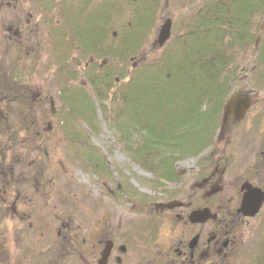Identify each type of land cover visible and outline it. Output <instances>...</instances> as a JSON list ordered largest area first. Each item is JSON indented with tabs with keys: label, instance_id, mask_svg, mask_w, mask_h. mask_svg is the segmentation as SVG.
<instances>
[{
	"label": "flooded vegetation",
	"instance_id": "obj_1",
	"mask_svg": "<svg viewBox=\"0 0 264 264\" xmlns=\"http://www.w3.org/2000/svg\"><path fill=\"white\" fill-rule=\"evenodd\" d=\"M86 19L92 21L89 27H84ZM50 21L56 43L63 47L62 42L71 36L75 69L103 71L106 67V57L97 62L94 55L106 54V0H0V49L4 52L0 67L6 64L0 74V128H7L12 136L14 128L1 124L8 119L5 116L16 112L26 115L31 110L39 115L45 109L42 92L22 88L27 86L26 77L12 74L26 59L39 57L37 54L46 50ZM248 48L256 50V55L247 72V65L241 67V73L246 74L237 82L242 86L230 95H236L239 102L248 100L249 106L238 117V106L232 103L213 145L195 157L193 164L186 163L171 177L156 178L157 187L147 188L152 196L124 183L107 189L106 212L101 219L98 214L84 218L76 213L70 221H61L55 237L42 245L24 238L27 245H22V250L15 248V252L14 244L7 246L3 236L10 251L1 254L0 264H252L254 257L260 262L261 254L246 253L245 248L264 202L254 217L244 216L240 208L251 190L264 194V38L258 37ZM37 126L33 129L38 135ZM18 127L33 135L29 125ZM25 142L17 141L16 147V142L8 140L7 160L0 155V217L10 209L11 225L34 216L33 209L40 206L35 201L41 202L43 195V189L36 188L33 197L23 195L21 199L20 191H13L18 175L14 153L19 154L17 163L24 161L23 154L33 155L35 163L41 159L44 141L39 140L38 146ZM36 149L39 153L34 155ZM13 193L12 203H5ZM194 213L199 214L198 222L191 220ZM26 225L28 232L30 221ZM18 233L11 243L20 240ZM39 234L42 240L44 233Z\"/></svg>",
	"mask_w": 264,
	"mask_h": 264
},
{
	"label": "rangeland",
	"instance_id": "obj_2",
	"mask_svg": "<svg viewBox=\"0 0 264 264\" xmlns=\"http://www.w3.org/2000/svg\"><path fill=\"white\" fill-rule=\"evenodd\" d=\"M120 1L124 8L121 21V26L124 27L132 12L141 8L144 1L149 3L150 0H140L137 3H132L131 0ZM209 1L159 0L158 4L162 6V9H158L153 14L151 28L147 29L141 39L142 45L128 61L118 58L108 59L103 53L94 54L97 62L106 57V67L104 66L103 71H97L96 68H89L87 72L75 69L71 61L73 57L71 36L66 39V42L62 39V47L60 43H56L51 28L53 27L52 22L47 24L46 33L49 41L46 43V50L37 54L39 57L26 59L25 63L20 64L21 66L16 69L17 76L26 77L28 80L27 86L22 88L30 92H42V97L46 102L45 109L39 115L37 110H31L29 114L25 113V120L21 118L19 112L5 116L8 118L9 125L17 130L22 129L18 127V123L27 124L26 119H28L27 125L32 129L31 134L33 135L20 131L19 140L26 141L25 143L31 146H38L39 140L44 141L40 150L41 164L39 162L33 164L31 160L34 156L26 154L24 161L21 160L15 166L18 175H15L13 191L17 192L16 189H20L21 199L23 195L33 197L36 188H42L43 192L40 194L43 195L40 196L41 202L35 201L40 205L33 209L35 215L28 221L24 220L25 223L13 222L11 225L8 221L10 209L7 215L0 217L7 227V246L14 244L15 252L22 250V245L24 247L27 245V240L24 238H29L32 243L39 242L42 245L55 237L56 229L59 228L61 221H70L76 213H80L84 218H93L98 214L101 219L102 212H106L107 189L114 190L122 183L138 192L143 190V193L152 196L151 190L157 187L154 185L155 179H162L161 172L166 167L165 160L169 153L164 154L165 158L156 154L157 159L149 160L151 157L146 154L147 151L143 150V156L141 155L142 149L139 145L142 141L139 134L134 132L135 125H130L128 132L119 131L117 125L119 124L120 127L123 125H120L123 118L116 121L115 114L120 113L119 116L121 113L125 114L121 107L120 94L126 81L135 78L144 66L147 68L152 66L164 53L173 51L176 37L186 31L184 26L188 27L192 22L194 18L192 15L202 7L204 9ZM53 14L49 17L52 18ZM238 16H241V19L247 17L244 12L242 14L240 12ZM166 18L172 21L171 40L161 50L152 49L151 43L157 29ZM192 24L193 22L190 28ZM251 28L258 37L264 38V15L256 18ZM111 34V31L106 34V49L119 45V35L112 37ZM255 55L256 50L250 51L249 48L235 52L232 66L235 71L237 70V74L231 84L230 93L242 86V82H237V78H243L246 73L242 74L240 69L243 65H247L245 71L247 72L249 63ZM3 56L4 52L0 49V57ZM4 66L0 67V74L4 72L6 68ZM90 76L92 79H89ZM63 90L67 93L62 92ZM77 91H82L87 97V102L89 106L91 105L90 109L86 108L88 104L78 100ZM69 93L70 97L65 96ZM50 102L53 104L52 107ZM11 106L14 107L12 102ZM35 125H38L39 136L33 129ZM36 150L38 152L34 155L39 153V149ZM200 154L201 152L196 156ZM196 156L172 158L174 172L185 168L186 163L193 164ZM15 161L17 162V158ZM37 166L39 171H37ZM155 170L156 174L153 173ZM12 199L13 195L8 196L5 203L11 204ZM257 220L251 232V240H248L249 244L245 248L246 253L259 251V248L260 251L262 250L264 210ZM29 221L31 229L26 232V223ZM18 230H20L19 233ZM39 231L44 233L42 240L38 239ZM17 233L21 236L20 240L16 241L17 244L11 243V239ZM9 251L10 249H7L6 252Z\"/></svg>",
	"mask_w": 264,
	"mask_h": 264
},
{
	"label": "trees",
	"instance_id": "obj_3",
	"mask_svg": "<svg viewBox=\"0 0 264 264\" xmlns=\"http://www.w3.org/2000/svg\"><path fill=\"white\" fill-rule=\"evenodd\" d=\"M158 1H144L141 8H135L125 26L120 27L124 16L122 1L106 0V34L116 32L120 37L118 46L106 49L108 59L128 61L138 51L141 39L151 28L153 14L162 9ZM240 12L247 17L241 19ZM262 15L264 0H210L204 9L192 15L191 28L192 22L176 37L173 51L164 53L152 66H144L135 78L126 81L120 94L125 114H115L116 121L123 118L120 124L123 125L117 127L120 132H128L129 126L135 125L134 132L142 141L141 155L143 150L152 152H146L151 157L149 160H154L156 154L165 158L164 154L169 153L162 174L172 175V158L196 156L212 145L223 103L235 77L233 56L256 41L257 35L251 27ZM85 23L84 27H89L92 21L86 19ZM65 96L70 97V93ZM76 97L88 104L82 91H77ZM86 108L90 109L91 105ZM9 139L7 130L0 129V155L4 158ZM6 232V224L0 219V256L7 251L2 239ZM262 250L259 248L255 253L263 258L255 262L254 257L252 264H264Z\"/></svg>",
	"mask_w": 264,
	"mask_h": 264
},
{
	"label": "water",
	"instance_id": "obj_4",
	"mask_svg": "<svg viewBox=\"0 0 264 264\" xmlns=\"http://www.w3.org/2000/svg\"><path fill=\"white\" fill-rule=\"evenodd\" d=\"M133 2H137L139 0H132ZM171 35V21L169 19H165L163 23L160 25L157 31V35L153 44L155 48H162L165 43L169 40ZM235 102L236 106L235 114L242 116L244 112L247 110L249 103L248 100H243L242 102L237 100L236 96L231 97L223 107V117H222V124H225L226 118L230 113V108L232 103ZM264 202V194H260L257 190H251L243 197V202L241 205L240 211L243 213L244 216H255L258 211L260 210L262 204ZM199 214H192L191 220L198 222L199 221ZM105 258V257H104Z\"/></svg>",
	"mask_w": 264,
	"mask_h": 264
}]
</instances>
